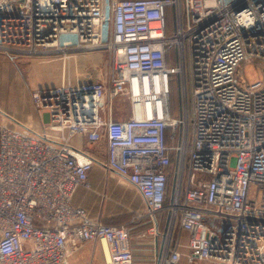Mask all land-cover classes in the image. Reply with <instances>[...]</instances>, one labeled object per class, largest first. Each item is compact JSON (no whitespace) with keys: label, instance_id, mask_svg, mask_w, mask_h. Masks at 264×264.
<instances>
[{"label":"built area","instance_id":"obj_1","mask_svg":"<svg viewBox=\"0 0 264 264\" xmlns=\"http://www.w3.org/2000/svg\"><path fill=\"white\" fill-rule=\"evenodd\" d=\"M101 50L107 72L92 79L84 55ZM0 52L63 66L59 84L31 91L40 128L0 123V264H69L91 240L108 264H135L127 225L72 204L96 163L134 185L152 219L169 210L159 264H180L176 225L190 261L264 264V0H0ZM114 99L128 116H112ZM77 134L106 137L107 158L75 147Z\"/></svg>","mask_w":264,"mask_h":264},{"label":"crops","instance_id":"obj_2","mask_svg":"<svg viewBox=\"0 0 264 264\" xmlns=\"http://www.w3.org/2000/svg\"><path fill=\"white\" fill-rule=\"evenodd\" d=\"M84 56L88 58L86 54ZM93 57V59H99L100 52L95 53ZM37 62L42 61L38 57L7 56L0 52V64L3 65L0 66V81L4 85L8 81L16 80L21 85L19 91L21 99L17 100L18 104L15 107L13 106L14 108L0 103V123L18 127L24 124L40 128L41 119L43 115L45 116V113L38 110L32 101L31 91L37 86L29 84V76L27 75L30 73L32 77V70ZM44 63L48 62L45 61ZM68 70L70 80L73 81L78 70L73 61L70 62ZM73 72L74 76L72 75ZM95 74L96 79L104 76L102 71H96ZM8 92L10 91L8 90ZM122 100H113L112 116L114 118L120 119L129 115V102L125 109H118V105ZM71 143L83 151L94 154L100 160L107 158L106 137L99 144L93 145L82 135L77 134L72 138ZM108 171L100 163L94 164L89 171V184H81L77 187L72 197V204L85 208L92 217L100 218L106 223L127 225L130 230V242L135 256V264H159L165 247V232L168 225L169 210L165 209L158 212L156 219H152L146 213L145 200L135 186L120 175ZM127 201L132 208H129V210L122 209L121 205L123 202L127 203ZM141 212L143 216L140 217L138 213ZM177 240H179V249L182 252L180 264H214L209 260L196 259L190 261L188 259V233L179 230V225H176L173 242ZM69 264L108 263L102 244L99 241L91 240L72 247Z\"/></svg>","mask_w":264,"mask_h":264},{"label":"rangeland","instance_id":"obj_3","mask_svg":"<svg viewBox=\"0 0 264 264\" xmlns=\"http://www.w3.org/2000/svg\"><path fill=\"white\" fill-rule=\"evenodd\" d=\"M173 18H174V12L170 8V11L168 12V19H169L170 24L171 23L173 24ZM97 52H100V58L99 59H93L94 54ZM86 55L88 56V58L83 61L84 63L86 61H88L87 62L88 65L84 66L87 68L86 71L88 72V73H86V76H89L92 79H96L95 72L96 71L97 72L102 71L104 73L103 77H105L106 72H107V67L109 64V59H110L107 52H105L104 50H101V51H96V52H88ZM38 59L42 62H40V63L37 62V64L35 65V67L32 70L33 71L32 77H31L30 73L27 74L29 76V84L31 86H37V87L38 86L39 87H48L51 85L59 84V82L61 81V78H62V75H61V71L63 70L62 63H60L59 61H56V60H54L52 62L44 63L45 61H43L42 58L38 57ZM91 62H92V64H93V62H97L98 64L92 65ZM73 63H74V60H73ZM0 66H3V65L0 64ZM27 68H28V70L30 69L29 65L27 66ZM67 73L69 75L68 71H67ZM244 74H245V77L247 78V80L250 82L256 81L260 78V76H262V72L260 71V69H258V67H256L255 65H253L251 63L245 64ZM72 75L74 76V72ZM103 77H98V78H103ZM74 80H75V78L73 79V81ZM0 85H2V86H0V103L3 104L4 106L8 105V106H12V108H14L15 105L18 104L17 100L21 99V97L19 96V91L21 89L20 83H17V81L14 80V81H8L7 83H5L3 85V82L0 81ZM8 90L12 93L8 92ZM178 96H179V89H178V86L176 85L174 90H173V97H174V99L177 100ZM127 103H128V101L127 100L124 101V99H123L122 101H120V104L118 105V109H120V108L125 109ZM175 168H176V158L174 155L173 156L172 169L175 170ZM169 195H170V192H169ZM121 208L129 210V208H132V206L127 201V203L123 202V204L121 205ZM146 210H147V208H146Z\"/></svg>","mask_w":264,"mask_h":264},{"label":"trees","instance_id":"obj_4","mask_svg":"<svg viewBox=\"0 0 264 264\" xmlns=\"http://www.w3.org/2000/svg\"><path fill=\"white\" fill-rule=\"evenodd\" d=\"M170 169H171V175H170V178H169V181H168V189H167V195H166V199H165L166 203H169L170 197H171V186H172V179H173V171L174 170L172 169V166H171ZM169 192H170V195H169Z\"/></svg>","mask_w":264,"mask_h":264},{"label":"water","instance_id":"obj_5","mask_svg":"<svg viewBox=\"0 0 264 264\" xmlns=\"http://www.w3.org/2000/svg\"><path fill=\"white\" fill-rule=\"evenodd\" d=\"M174 192H175V181L172 182V187H171V200L173 199Z\"/></svg>","mask_w":264,"mask_h":264},{"label":"bare ground","instance_id":"obj_6","mask_svg":"<svg viewBox=\"0 0 264 264\" xmlns=\"http://www.w3.org/2000/svg\"><path fill=\"white\" fill-rule=\"evenodd\" d=\"M103 249H104L105 256L108 255V249H107L106 244L103 245Z\"/></svg>","mask_w":264,"mask_h":264}]
</instances>
